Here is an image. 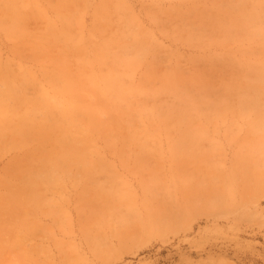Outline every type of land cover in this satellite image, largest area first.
Here are the masks:
<instances>
[{
    "label": "rangeland",
    "instance_id": "rangeland-1",
    "mask_svg": "<svg viewBox=\"0 0 264 264\" xmlns=\"http://www.w3.org/2000/svg\"><path fill=\"white\" fill-rule=\"evenodd\" d=\"M260 1L242 2L259 13L264 7ZM226 2L0 0V87L3 73L9 77L19 74L27 82L24 93L29 101L42 94L54 106L75 101L79 108L93 107L106 120L104 106L92 92L94 84L49 82L46 72L62 65L71 73L69 80L78 81V73L85 78L87 71L98 75L102 65L94 59L97 50L117 55L123 51L118 35H138L144 39L146 50L121 83H115L128 86L129 102L142 109L135 115V123L146 132L155 130L151 156L141 167L135 163L134 142L119 130L108 127L105 132H91L89 161L103 163L101 174L95 176L101 178L100 192L94 191L89 174L81 175L74 165L72 169H58L57 178L38 184V198L27 190L23 206L10 201L8 205L1 199L30 181L29 173L23 178L18 174V160L41 159L51 152L52 145L46 139L40 149L37 138L11 144V132L2 137L0 264H264V178L236 180L229 206L211 209L204 201L188 196L189 183L177 181L178 165L172 160L171 148L179 133L171 128L167 136L156 112H150L157 105L172 102L173 95L160 92L151 96L147 92L160 87L155 76L163 68L178 67L182 76L201 74L211 81L212 92H223L227 82L222 81L231 74L229 57L238 62H264V42L247 35L223 46L219 44L221 32L202 21L221 15ZM66 4L71 8L70 17H65ZM65 19L70 20L71 28L63 34ZM14 26L22 30L13 31ZM125 52L126 62L134 58L133 51ZM147 76L150 79L144 82ZM65 86L74 95L62 91ZM189 91L194 92L195 87ZM9 101L19 116L26 113L39 119L43 115L29 101L26 105L13 98ZM107 103L117 102L112 98ZM250 119L233 115L224 120H192V127L200 123L206 132L202 144L211 155L208 168L223 173L232 170L236 154L243 151L241 141L249 135ZM15 137L13 140L19 134ZM49 172L46 167L42 176ZM113 194L125 202L116 210L108 207ZM187 196L195 201L187 200ZM11 200L16 202L13 197ZM164 208L176 214L165 226L134 232L138 227H148L141 223L149 222L151 215Z\"/></svg>",
    "mask_w": 264,
    "mask_h": 264
},
{
    "label": "bare ground",
    "instance_id": "bare-ground-1",
    "mask_svg": "<svg viewBox=\"0 0 264 264\" xmlns=\"http://www.w3.org/2000/svg\"><path fill=\"white\" fill-rule=\"evenodd\" d=\"M242 1L228 0L225 9H220L221 15L202 19V21H206L205 25H209L216 32H221L219 44L223 46H230L240 37L247 35H250V39L264 42V7L257 13L254 6ZM260 2L264 6V1ZM65 7L68 12L65 17H70L71 8L67 4ZM63 22L64 29L61 32L66 34L71 28L69 26L71 22L69 19H65ZM20 29V26L12 28L13 31ZM117 37H121L123 48L119 54L109 56L105 53V49L97 50L95 53L94 59L102 65L98 75L87 71L85 78L79 75L81 73H78L76 76L78 81L69 80L71 73L62 65L61 68L55 65L46 72L49 82H90L94 84L92 92L103 104L107 114L106 120L100 118L93 107L79 108L75 101H69L62 106H54L47 101L48 98L45 94L29 101L24 93L27 82L19 74L12 77L5 73L2 74L0 139L11 132L13 139H16V133L19 134L18 139H20H12L11 144H23L30 138H37L40 149L43 147L42 142L46 139L52 145L51 152L42 155L41 159L25 161V158H21L18 160V174L23 178L24 173L25 175L29 173L30 181L26 182V187L23 185L14 188L16 192L12 195L1 197L8 205L12 202L14 206H23L27 190L38 198L36 189L38 184L57 178L58 169V172L67 168L72 169L74 165H77V172L81 175L89 174L94 191L99 193V187L102 186L101 178L96 179L95 176L101 174L103 163L89 161V134L91 132H105L108 131V127L119 130V133L132 140L137 148L135 159L137 167H141L150 158L151 138L155 130H152V133L146 132V129L140 128L135 123V115L142 109L129 102L128 86L124 84L116 86L115 83L120 84L126 76V72L138 62V57L142 56L146 50V44L144 39L130 33H122ZM106 43L105 45H107ZM126 49L134 53V58L127 62L124 59V55L127 53ZM228 61L231 74L222 81L227 82L223 92H212L210 90L211 81L201 74L182 76L178 67L163 68L164 70L155 76L160 80V87L147 91L151 96H156L160 92L173 95L172 102L157 105L156 110H150V112H156L159 121L165 126L167 136H170L171 128L179 133L177 140L174 141L175 145H172L171 148L172 160L178 165L177 181L188 182L187 186L190 187L188 196L198 201H204V204H207L211 209L232 204L233 197L231 196L236 180L256 181L264 178V164L261 163L264 156V62L261 64H258L256 60L238 62L231 57ZM85 68L87 69V67ZM147 79L150 77L147 76L144 82H148ZM191 86L195 87L194 92L189 91ZM61 90L68 92L70 96L74 95L66 86ZM11 98L15 101L20 100L24 105L29 101L33 109L43 114L42 117L37 119L26 113L19 116L15 108L9 105ZM112 98L116 99V104L107 103ZM149 113L148 110H145L146 115L149 116ZM233 115L251 117L248 124L249 135L241 141L243 151L236 154L230 172L223 173L212 170L207 167L211 155L202 144V141L207 137L206 132L200 123L194 128L191 126V122L194 118H208L214 121L224 120ZM172 124H176V126L173 127ZM33 126H35L34 130ZM168 139L173 141L169 137ZM123 155L122 149L121 156ZM191 164L195 165L193 169L189 168ZM46 167L47 171L51 172L42 176ZM192 176H194V181ZM188 196L187 200L195 201L189 199ZM11 197L16 202H13ZM106 198L108 199V196ZM110 200L113 203H108V207L115 210L125 203L123 198L116 194H113ZM3 207L0 206V208ZM131 210L134 211L133 208ZM175 215L169 208H164L159 214L151 215L149 222L141 223L142 225L147 224L148 227H138L134 232L159 230ZM131 216L133 218V214Z\"/></svg>",
    "mask_w": 264,
    "mask_h": 264
}]
</instances>
